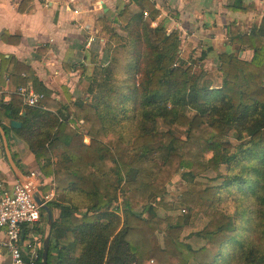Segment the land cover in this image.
<instances>
[{"label": "trees", "instance_id": "trees-1", "mask_svg": "<svg viewBox=\"0 0 264 264\" xmlns=\"http://www.w3.org/2000/svg\"><path fill=\"white\" fill-rule=\"evenodd\" d=\"M26 1L32 0H23L21 11ZM143 3L150 20L145 10L119 14L123 35H112L99 98L67 107L46 93L22 117L23 100L15 95L0 108V125L22 123L19 138L56 186L49 207L60 214L48 264H264V18L250 34L230 26L229 42L253 57L220 54L222 80L215 86L206 80L207 52L190 58V65L182 61L179 32L152 28L158 12ZM242 3L236 0L231 10L244 11ZM80 121V128L72 126ZM159 121L168 129L161 133L164 155L152 159ZM222 166L228 173L216 177L220 184L193 182ZM177 175L191 179L179 202L191 218L207 220L196 234L206 241L198 250L181 241L186 216L157 215L160 207L173 210L166 187ZM225 197L236 213L222 208ZM41 259L42 248L35 264Z\"/></svg>", "mask_w": 264, "mask_h": 264}, {"label": "crops", "instance_id": "crops-1", "mask_svg": "<svg viewBox=\"0 0 264 264\" xmlns=\"http://www.w3.org/2000/svg\"><path fill=\"white\" fill-rule=\"evenodd\" d=\"M145 1L158 12L157 18L150 21L152 28L163 25L168 34L179 32L180 57L189 65L190 58L200 57L204 51L208 54L206 71L216 67L218 72L221 65L218 56L222 53L238 54L245 61L252 59V51H239L238 46L229 42V30L235 25L241 33L250 34L254 27H259L264 18V0H243L244 11L231 10L236 0ZM22 2L0 0V87L4 91L0 108L9 104L13 96L21 97V88H32L42 95L49 93L53 101L67 107L75 101L91 102L99 98L111 64L112 35H123L119 14L126 8L134 15L145 10L148 16L144 17L151 19L143 0H32L26 1L30 5L21 11ZM22 100L24 117L27 108L35 107ZM68 113L71 115L70 110ZM12 121L22 127L20 121L13 119L0 125L18 169L16 173L11 167L0 135V180L8 188L31 171L41 172L28 144L18 136L20 128L13 129ZM81 122L72 126L80 128ZM90 142L85 137L84 143ZM44 177L48 191L54 180ZM58 212H53L54 220L59 217ZM42 220L32 228H25L23 234L25 242L37 241L39 251L43 246ZM5 241V234L0 231V264L11 262Z\"/></svg>", "mask_w": 264, "mask_h": 264}, {"label": "built area", "instance_id": "built-area-1", "mask_svg": "<svg viewBox=\"0 0 264 264\" xmlns=\"http://www.w3.org/2000/svg\"><path fill=\"white\" fill-rule=\"evenodd\" d=\"M144 15L148 16L147 13ZM19 94L31 107H37L44 98V95L36 93L32 88H21ZM3 95L4 91L0 87V100ZM46 187V178L39 170L31 171L12 188L0 180V231L6 236L5 247L11 257L10 264H35L39 260L37 241L25 242L23 234L25 228L38 225L42 219V205L36 202L32 191L40 193L43 205H49L56 198L55 183L45 192L43 190Z\"/></svg>", "mask_w": 264, "mask_h": 264}, {"label": "rangeland", "instance_id": "rangeland-1", "mask_svg": "<svg viewBox=\"0 0 264 264\" xmlns=\"http://www.w3.org/2000/svg\"><path fill=\"white\" fill-rule=\"evenodd\" d=\"M196 58L199 57L195 56ZM194 61V60H193ZM193 64H197L196 62H192ZM210 69V68H208ZM197 70V69H196ZM207 73V78L206 80H211V82L215 85L218 86L221 84V78L220 75H218L216 71V67L212 68V70H204ZM214 73V74H213ZM216 74V75H215ZM211 77H216V79L211 78ZM222 77V76H221ZM216 80V81H215ZM159 129H158V134L155 135V140H154V145H153V150L150 153V156L152 159H157L161 158L164 155V152L162 150V132L168 130L165 124L162 121H159L158 123ZM175 134L182 139H185L186 133L183 131L179 130H174ZM235 135H232L230 137V141L233 143H237V141L234 139ZM212 154L209 153L206 155V158H211ZM228 173V167L227 166H222L220 173H215V172H206L204 174L198 175L197 177L194 178L193 182L197 183L200 186H205L207 187L208 185H213V184H220L222 179L216 178L218 175H227ZM191 180V179H190ZM189 178H184L182 175H177L174 177V179L171 181L170 184H168L167 188V195L165 197V201L167 204H172L173 205V210H167L164 207H160L158 209L157 215L159 217H166V216H172V217H178V216H186L187 218V223L183 229L182 235H181V241H183L185 244L190 245L194 250H198L202 247L205 246L206 241L200 237H197V233L203 231L205 226L207 225V220L204 219L202 216L194 219L191 218L189 215V210L186 206L181 204L179 202V199L181 196L186 193L187 191V185L188 182L190 181ZM46 192V190H43ZM122 201H120L121 203ZM235 203L230 201V199L227 200L225 197V201L222 205V208H229L232 213L237 212V208L235 209ZM246 209V204L241 206L239 208V211H243ZM59 216V212H58ZM145 217H149V214H145ZM46 218L44 216V219L42 220L44 231L46 227ZM158 237L160 239V242H163V237L164 233H159ZM42 238L44 240V232L42 233ZM153 264V262H151ZM190 264H196L194 262H191Z\"/></svg>", "mask_w": 264, "mask_h": 264}, {"label": "water", "instance_id": "water-1", "mask_svg": "<svg viewBox=\"0 0 264 264\" xmlns=\"http://www.w3.org/2000/svg\"><path fill=\"white\" fill-rule=\"evenodd\" d=\"M11 126L13 129L21 128V124L18 122H15V121L11 122ZM0 135H1L3 143H4V149H5L7 159L9 161L11 167L13 168V170L17 173L18 169H17V166L15 164V161L13 160V157H12V154H11V151L9 148L8 140L6 137V133L1 126H0ZM21 179H23V178H21ZM32 192L34 194L36 202L39 205H42V211H43L42 213L46 217V221H47L45 231H44L41 264H48L49 251H50V247H51V238H52L53 226H54V216H53V212H52L51 208L49 207V205H43V199H42L40 193L36 192L35 190H33Z\"/></svg>", "mask_w": 264, "mask_h": 264}]
</instances>
